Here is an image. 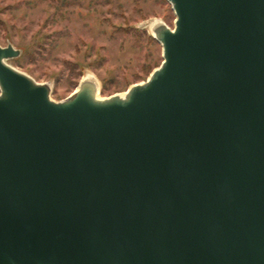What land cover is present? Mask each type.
<instances>
[{
	"label": "water",
	"instance_id": "1",
	"mask_svg": "<svg viewBox=\"0 0 264 264\" xmlns=\"http://www.w3.org/2000/svg\"><path fill=\"white\" fill-rule=\"evenodd\" d=\"M166 1L123 96L0 46V264H264V0Z\"/></svg>",
	"mask_w": 264,
	"mask_h": 264
},
{
	"label": "rangeland",
	"instance_id": "2",
	"mask_svg": "<svg viewBox=\"0 0 264 264\" xmlns=\"http://www.w3.org/2000/svg\"><path fill=\"white\" fill-rule=\"evenodd\" d=\"M153 20L174 27L166 0H0V46L19 50L8 63L48 85L56 102L84 72L108 97L144 82L160 65L162 49L148 29Z\"/></svg>",
	"mask_w": 264,
	"mask_h": 264
},
{
	"label": "bare ground",
	"instance_id": "3",
	"mask_svg": "<svg viewBox=\"0 0 264 264\" xmlns=\"http://www.w3.org/2000/svg\"><path fill=\"white\" fill-rule=\"evenodd\" d=\"M160 22H162V21H160V20H153V21H151V22H149V24H148V29L150 30V33H151V31H152V28H154V27H156ZM9 64V63H8ZM81 80H88V81H92V82H96V83H98L97 81H96V79L94 78V76L90 73V72H84V74H83V76H82V79ZM98 85V84H97ZM76 89V88H75ZM74 89V90H75ZM120 96H123L124 95V93H121V94H119ZM99 97V96H98Z\"/></svg>",
	"mask_w": 264,
	"mask_h": 264
},
{
	"label": "trees",
	"instance_id": "4",
	"mask_svg": "<svg viewBox=\"0 0 264 264\" xmlns=\"http://www.w3.org/2000/svg\"><path fill=\"white\" fill-rule=\"evenodd\" d=\"M149 39L153 40L152 38H149Z\"/></svg>",
	"mask_w": 264,
	"mask_h": 264
}]
</instances>
